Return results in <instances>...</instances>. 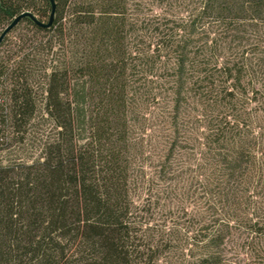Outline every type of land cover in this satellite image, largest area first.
<instances>
[{"label":"trees","instance_id":"1","mask_svg":"<svg viewBox=\"0 0 264 264\" xmlns=\"http://www.w3.org/2000/svg\"><path fill=\"white\" fill-rule=\"evenodd\" d=\"M159 260L264 264V0H55L0 42V264Z\"/></svg>","mask_w":264,"mask_h":264},{"label":"water","instance_id":"2","mask_svg":"<svg viewBox=\"0 0 264 264\" xmlns=\"http://www.w3.org/2000/svg\"><path fill=\"white\" fill-rule=\"evenodd\" d=\"M51 3H52V12L50 14V18H49V21L47 23H43L41 21H39L37 19V17L30 11H26L22 14H20L19 16H17L13 22L11 24H9L5 30L3 31V33L0 35V42L2 41V39L4 38V36L19 22V20L21 19L22 16H25V15H28V16H31L35 21L36 23H38L39 25L41 26H44V27H48L52 24V21H53V17H54V10H55V0H51Z\"/></svg>","mask_w":264,"mask_h":264},{"label":"rangeland","instance_id":"3","mask_svg":"<svg viewBox=\"0 0 264 264\" xmlns=\"http://www.w3.org/2000/svg\"><path fill=\"white\" fill-rule=\"evenodd\" d=\"M173 204L174 205H171L172 208L170 210L168 208H166V210H164V214H162L163 210H160L159 214L157 215V217H158L157 220H159L160 218L163 219V218H166V217H168V219H171L172 214H173L172 212L175 211V209L177 208L176 203H173ZM191 208H192V206H189L188 209L191 210ZM161 219L159 221H156V222L158 224L161 223ZM157 264H168V263H166L164 260H159V262Z\"/></svg>","mask_w":264,"mask_h":264}]
</instances>
